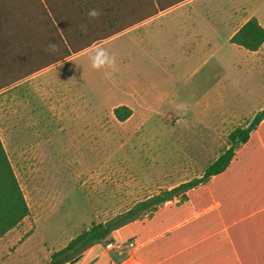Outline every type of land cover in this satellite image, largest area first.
<instances>
[{
	"label": "rangeland",
	"instance_id": "obj_1",
	"mask_svg": "<svg viewBox=\"0 0 264 264\" xmlns=\"http://www.w3.org/2000/svg\"><path fill=\"white\" fill-rule=\"evenodd\" d=\"M182 1L151 0L105 34ZM229 2L197 0L193 7L229 9ZM253 5L238 1L235 25ZM188 8L178 5L77 53L98 34L66 49L57 32L52 50L17 66L11 64L22 53L5 61L0 84L13 83L0 90V140L28 213L0 237V264H56L51 254L92 223L201 176L228 147L229 132L250 122L258 102L251 80L262 69L240 62L243 50L233 44L181 45L174 20ZM9 27L10 21L1 25L0 42H12V51L20 42ZM41 68L59 90L45 89L39 101L26 76ZM30 99L41 109H29ZM121 104L131 109L123 121L113 114Z\"/></svg>",
	"mask_w": 264,
	"mask_h": 264
},
{
	"label": "trees",
	"instance_id": "obj_2",
	"mask_svg": "<svg viewBox=\"0 0 264 264\" xmlns=\"http://www.w3.org/2000/svg\"><path fill=\"white\" fill-rule=\"evenodd\" d=\"M150 1L0 0V27L10 21L9 29H12L10 36L12 38L18 37L19 41L17 42H20L18 48L12 51L10 48L12 42H0V75L8 70L5 61L13 57L15 53L22 54L20 58L14 57L15 63L11 66L21 65L22 62L24 63L31 57L46 53L47 49L52 50L57 32L65 48L72 47L76 41L79 42L86 35L98 34L93 39L91 38L86 45L75 48L73 53L89 47L94 42L112 36L130 25L115 28L105 34L107 27H111L140 8L143 10V8L148 7ZM155 1L158 2V0ZM165 8L159 7L158 10L147 13L141 16L137 22L146 20ZM14 27H16V31H13ZM28 28L30 31H27ZM230 41L247 50H257L264 42V28L259 24L257 18L252 16L237 29ZM21 42H23L22 46ZM37 42L42 43V48L38 47ZM67 56L69 54L62 58ZM16 60L18 61L16 62ZM10 68L12 69V67ZM11 83L0 84V90ZM113 114L118 120L123 121L131 114V109L127 105L121 104L113 108ZM263 119L264 109H261L253 115L245 127H236L229 132L227 136L228 147L207 165L201 176L169 189L161 190L107 221L92 223L88 228L83 229L70 239L65 246L54 251L51 254V259L56 261V264H84L85 260L100 261L101 264H107L108 255L105 252L104 239L114 244L129 242L140 244L174 226L184 218L199 212L215 201V178L231 168L232 160L236 159L238 154L235 151L236 148L243 145L244 151L255 139L262 140ZM205 184L206 188H199ZM175 198L177 200H174ZM175 201L177 203L185 201L187 205L185 208H177L172 205L163 206L166 202ZM27 213V204L0 140V237L15 227ZM144 213H148V217L142 216ZM182 229L183 227L179 226L172 230L171 234L179 233ZM163 238L160 236L153 241L144 243L140 250L150 251L153 245L160 243ZM170 252L172 251L158 254L155 256L154 262H161L166 256H170ZM132 254L135 262L131 264H149L145 258L139 256L137 251L134 250ZM254 264L261 263L256 262Z\"/></svg>",
	"mask_w": 264,
	"mask_h": 264
},
{
	"label": "crops",
	"instance_id": "obj_3",
	"mask_svg": "<svg viewBox=\"0 0 264 264\" xmlns=\"http://www.w3.org/2000/svg\"><path fill=\"white\" fill-rule=\"evenodd\" d=\"M195 1L197 0H183L176 5L189 4V8L178 12L175 16L177 20H174L175 24L180 25L181 31L183 30L179 33L181 45L196 49L211 44H233L236 50L242 49V58L239 61L245 63L249 69H262L258 78H252L251 81L256 80L253 83L256 88L254 97H258L253 109H257L256 112L264 109V42L257 50L250 51L230 41L237 29L252 16L264 28V0H250L254 8L240 25L234 24L237 21L236 9L239 0H230L229 9H224L225 5L219 3L214 10L196 9L193 7ZM174 7L160 10L130 28L169 14ZM45 70L41 68L26 76V81L31 82L30 92L39 101L45 89L49 88L51 92L59 90L58 85L50 86L52 81L43 77ZM66 88L71 89L70 86ZM28 107L41 109V105H34L32 99ZM243 149L244 146L239 145L235 150L238 154L232 160L231 168L216 176L214 202L145 242L113 244L111 248H105L107 264L135 262L132 254L134 250L149 264H264V127L262 140L255 139L244 151ZM199 188H206V184ZM166 205L185 208L187 203L175 201L163 204ZM179 226L183 227L181 232L171 234ZM160 236L164 238L157 245H153L150 251L140 250L144 243ZM169 251H172L170 256H166L161 262H154L155 256ZM84 262L101 264L94 260ZM136 262L139 263L138 260Z\"/></svg>",
	"mask_w": 264,
	"mask_h": 264
},
{
	"label": "built area",
	"instance_id": "obj_4",
	"mask_svg": "<svg viewBox=\"0 0 264 264\" xmlns=\"http://www.w3.org/2000/svg\"><path fill=\"white\" fill-rule=\"evenodd\" d=\"M113 244H114V243H112V242H107V243L105 244V248H111V247L113 246Z\"/></svg>",
	"mask_w": 264,
	"mask_h": 264
}]
</instances>
